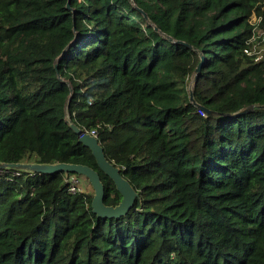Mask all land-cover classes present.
I'll return each instance as SVG.
<instances>
[{"label": "trees", "instance_id": "16d2710c", "mask_svg": "<svg viewBox=\"0 0 264 264\" xmlns=\"http://www.w3.org/2000/svg\"><path fill=\"white\" fill-rule=\"evenodd\" d=\"M252 10L264 29V0H0V162L88 165L116 205L73 123L138 193L103 219L63 172L0 169V264H264Z\"/></svg>", "mask_w": 264, "mask_h": 264}, {"label": "water", "instance_id": "95a60500", "mask_svg": "<svg viewBox=\"0 0 264 264\" xmlns=\"http://www.w3.org/2000/svg\"><path fill=\"white\" fill-rule=\"evenodd\" d=\"M146 17V15L144 14ZM181 43L187 45L186 43ZM189 46V45H187ZM203 59V56H202ZM202 60L199 62L195 68V72L200 70ZM56 68V65H55ZM190 99L193 101L192 93L190 90ZM201 108L200 106H198ZM250 110V107L244 110L238 111L232 116L244 113ZM208 113H212L206 110ZM227 114V113H222ZM228 115V114H227ZM71 129L77 133L78 139L83 146L87 147L93 157L95 158L98 169L103 172L107 177H109L116 190L121 195V200L116 205H106L104 203V185L100 179L98 171L88 165L80 163H70V162H56V163H38V162H0V169H11L15 171H22L28 173H45L51 174L55 172H63L65 175L70 173L83 175L87 178L91 185L93 195L91 199V210L92 212L100 218H119L125 215L130 208L133 206L138 193L130 184L129 180L126 179L120 172V168L110 162L103 151V148L98 141V138L88 132H83L77 125L71 123Z\"/></svg>", "mask_w": 264, "mask_h": 264}, {"label": "built area", "instance_id": "2783aa9c", "mask_svg": "<svg viewBox=\"0 0 264 264\" xmlns=\"http://www.w3.org/2000/svg\"><path fill=\"white\" fill-rule=\"evenodd\" d=\"M249 21L254 24V27L252 29V35L248 39L246 46L243 49V52L247 55L253 56L255 60L264 58V29H262L259 25H257V22L259 21V17L257 14L254 15V18L249 19ZM198 112L201 115L205 114V111L202 108H198ZM88 132L94 136H96L95 130L85 131ZM73 174L67 175L66 180L68 182V190L70 192H76L79 191L75 187V176L73 179ZM69 178H71L69 180Z\"/></svg>", "mask_w": 264, "mask_h": 264}, {"label": "rangeland", "instance_id": "374dc122", "mask_svg": "<svg viewBox=\"0 0 264 264\" xmlns=\"http://www.w3.org/2000/svg\"><path fill=\"white\" fill-rule=\"evenodd\" d=\"M253 11V10H252ZM252 13H254V15L256 14L255 11L251 12L249 15V19L254 18V15L252 16ZM75 176V187L77 188V190L79 191H85V192H90L92 191L91 185L88 182L87 178L83 175H77V174H73ZM73 176V179H74ZM71 178H69L70 180ZM93 192V191H92Z\"/></svg>", "mask_w": 264, "mask_h": 264}, {"label": "bare ground", "instance_id": "6f19581e", "mask_svg": "<svg viewBox=\"0 0 264 264\" xmlns=\"http://www.w3.org/2000/svg\"><path fill=\"white\" fill-rule=\"evenodd\" d=\"M254 15V13H252V16Z\"/></svg>", "mask_w": 264, "mask_h": 264}, {"label": "clouds", "instance_id": "9594fccd", "mask_svg": "<svg viewBox=\"0 0 264 264\" xmlns=\"http://www.w3.org/2000/svg\"><path fill=\"white\" fill-rule=\"evenodd\" d=\"M69 175V174H68Z\"/></svg>", "mask_w": 264, "mask_h": 264}]
</instances>
